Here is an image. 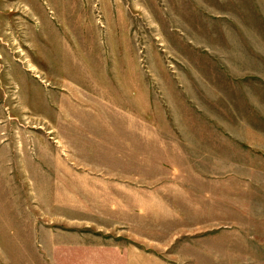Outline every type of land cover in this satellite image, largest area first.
<instances>
[{
  "label": "rangeland",
  "instance_id": "1",
  "mask_svg": "<svg viewBox=\"0 0 264 264\" xmlns=\"http://www.w3.org/2000/svg\"><path fill=\"white\" fill-rule=\"evenodd\" d=\"M264 264V0H0V264Z\"/></svg>",
  "mask_w": 264,
  "mask_h": 264
},
{
  "label": "crops",
  "instance_id": "2",
  "mask_svg": "<svg viewBox=\"0 0 264 264\" xmlns=\"http://www.w3.org/2000/svg\"><path fill=\"white\" fill-rule=\"evenodd\" d=\"M83 259L86 260V258L83 257H67L66 260H64L63 263H67V264H85V263H89V262H85Z\"/></svg>",
  "mask_w": 264,
  "mask_h": 264
}]
</instances>
